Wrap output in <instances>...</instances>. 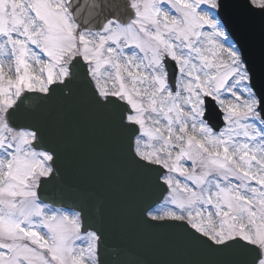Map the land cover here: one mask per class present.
I'll return each mask as SVG.
<instances>
[{"label":"snow or ice","instance_id":"snow-or-ice-1","mask_svg":"<svg viewBox=\"0 0 264 264\" xmlns=\"http://www.w3.org/2000/svg\"><path fill=\"white\" fill-rule=\"evenodd\" d=\"M264 0H0V264H143L48 118L83 100L136 180L137 221L264 264Z\"/></svg>","mask_w":264,"mask_h":264},{"label":"water","instance_id":"water-1","mask_svg":"<svg viewBox=\"0 0 264 264\" xmlns=\"http://www.w3.org/2000/svg\"><path fill=\"white\" fill-rule=\"evenodd\" d=\"M253 65L258 70V65L255 64L254 59L252 58ZM53 111V108L50 110V115ZM88 112L81 111L78 118L74 120L76 124L84 123ZM59 133H62L60 131ZM58 133V134H59ZM106 134L101 129L98 130L91 126H84L81 130V133H68L66 136H69L67 145L65 146V162L66 166L73 177V180L81 185L82 180L87 183L85 177H83L87 172L93 170L95 173V178L97 181L105 180L101 178L102 176L106 178V182L110 186H118L122 189L128 188L124 176L122 175L124 164L118 165L113 162V152L114 145L107 144L103 138ZM108 209L109 215L110 209ZM112 217V216H111ZM113 218V217H112ZM135 223H123L116 225L117 231L130 229V231L135 230ZM140 224V223H139ZM141 225V224H140ZM143 226V225H142ZM148 232L147 238L140 243L126 238L123 240L126 245L132 250L135 258L143 262V264H172L173 260H176V264H214L216 257L210 255L209 253L202 250L199 254L195 255L198 248L187 241L179 238L176 239L175 236L167 235L161 237L160 239L155 238V232L157 229H147ZM139 232H136L135 237L139 235ZM151 234L154 235V238H151ZM172 234H175L174 232ZM149 239V240H148ZM170 249L168 257L166 258V253ZM200 255H207L202 259H199ZM166 258V259H165Z\"/></svg>","mask_w":264,"mask_h":264},{"label":"bare ground","instance_id":"bare-ground-1","mask_svg":"<svg viewBox=\"0 0 264 264\" xmlns=\"http://www.w3.org/2000/svg\"><path fill=\"white\" fill-rule=\"evenodd\" d=\"M119 157H120V155H119Z\"/></svg>","mask_w":264,"mask_h":264}]
</instances>
